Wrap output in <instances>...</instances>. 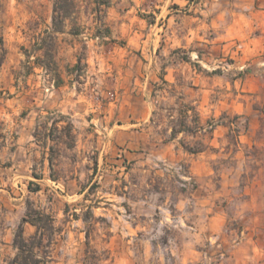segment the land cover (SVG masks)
<instances>
[{"label":"rangeland","instance_id":"obj_1","mask_svg":"<svg viewBox=\"0 0 264 264\" xmlns=\"http://www.w3.org/2000/svg\"><path fill=\"white\" fill-rule=\"evenodd\" d=\"M74 1L56 33L54 0H0V264L16 255L29 201L60 229L50 264H84L88 232L97 264H264L258 5L112 0L99 13ZM52 36L55 64L43 69L39 44ZM162 78L167 92L156 90ZM180 96L203 122L216 120L213 139L163 140L172 129L150 119L178 109ZM52 111L67 117L60 127L74 124L73 148L44 128ZM34 232L26 226V237Z\"/></svg>","mask_w":264,"mask_h":264},{"label":"trees","instance_id":"obj_2","mask_svg":"<svg viewBox=\"0 0 264 264\" xmlns=\"http://www.w3.org/2000/svg\"><path fill=\"white\" fill-rule=\"evenodd\" d=\"M96 5V10L100 13L103 12L104 8H109L112 4V0H91ZM76 9V3L74 0H54V12H53V29L56 33L63 31L66 21L72 16ZM52 42L48 45L39 44V51L42 52L36 58V62L43 69H48L49 64H55V37H51ZM47 59L49 64H46ZM162 84L156 85V90L165 91L167 90L162 86H171L164 78L161 79ZM176 106H180L178 109L171 107L167 110V114L164 117L159 113V110H155L150 119L151 124L154 127H162L165 123L172 129L171 133L164 141H175L179 134L198 135L203 133H208L210 139H213L214 132L218 127L215 119L207 120L203 122L199 112L195 111L189 104L184 102L183 97H178ZM160 109V108H159ZM195 111V120H191V124L194 123L195 126L192 127L189 121L190 112ZM47 119H51L52 126L50 129L45 126L46 131L52 134V132H61L64 137L69 140L67 146L73 148L76 143V132L74 124L69 120L65 126L60 127L59 124L62 119H67L66 116L58 114L56 111L48 113ZM40 124L37 123L35 126L33 136L36 140L40 138ZM231 128V127H230ZM46 139L48 140L51 135L47 134ZM59 139H62L59 137ZM181 146L191 154H198L203 152L201 147H191L184 141L180 142ZM51 147L50 149H52ZM35 177L40 179L39 176ZM32 192H37L40 190V186L37 185L35 189L31 188ZM90 215L95 219L92 212ZM89 218H84V222L87 225H91ZM32 226L35 228V232L30 237H26L25 231L26 226ZM60 229L56 224V219L50 213L38 208L34 203L28 202L25 217L21 220L19 228L16 232L14 239V247L16 249V255L7 264H50L51 259V249L56 242V237L59 235ZM87 251L84 258V264H97V262L102 260L103 255L92 250L90 233H87Z\"/></svg>","mask_w":264,"mask_h":264},{"label":"crops","instance_id":"obj_3","mask_svg":"<svg viewBox=\"0 0 264 264\" xmlns=\"http://www.w3.org/2000/svg\"><path fill=\"white\" fill-rule=\"evenodd\" d=\"M258 5L257 14H264V0H252Z\"/></svg>","mask_w":264,"mask_h":264}]
</instances>
